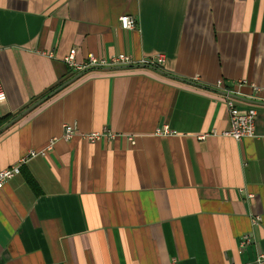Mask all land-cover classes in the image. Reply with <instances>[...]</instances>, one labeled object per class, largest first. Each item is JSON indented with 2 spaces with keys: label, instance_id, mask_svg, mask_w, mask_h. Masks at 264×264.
I'll return each mask as SVG.
<instances>
[{
  "label": "crops",
  "instance_id": "0c3cea01",
  "mask_svg": "<svg viewBox=\"0 0 264 264\" xmlns=\"http://www.w3.org/2000/svg\"><path fill=\"white\" fill-rule=\"evenodd\" d=\"M0 74V264H264V0H0Z\"/></svg>",
  "mask_w": 264,
  "mask_h": 264
},
{
  "label": "built area",
  "instance_id": "2783aa9c",
  "mask_svg": "<svg viewBox=\"0 0 264 264\" xmlns=\"http://www.w3.org/2000/svg\"><path fill=\"white\" fill-rule=\"evenodd\" d=\"M121 28L124 30H134L137 26L136 21L130 16H123L119 19ZM76 51L73 50L64 59V63L72 70L77 72L86 71L95 68H108V67H118V66H130L135 64L130 57L124 55H118L111 59L110 61L98 59L94 56H90L88 61L84 64H79L76 60ZM165 62L164 55H157L154 58L142 61L141 64L147 65L149 67H154L160 69ZM219 85H222L219 83ZM231 92L226 93V104L229 113L230 129L223 134L224 137L232 138L236 141H241L246 138L255 137L256 128V118L257 112L254 109L249 110L247 113H241L231 97ZM5 97V90L1 80L0 74V101ZM77 132L75 126L64 125V139L70 140ZM91 143H95L101 138V134H91L84 136ZM31 156H35L36 153L32 152ZM26 159H22L16 165L9 169L0 172V191L5 186V184L12 180L15 176L21 173V167L25 164Z\"/></svg>",
  "mask_w": 264,
  "mask_h": 264
},
{
  "label": "water",
  "instance_id": "95a60500",
  "mask_svg": "<svg viewBox=\"0 0 264 264\" xmlns=\"http://www.w3.org/2000/svg\"><path fill=\"white\" fill-rule=\"evenodd\" d=\"M68 84H70V83L65 84L64 87L67 86ZM40 103H41V101L38 102V103H36L35 105H33V106H32L31 108H29L26 112H28L29 110L35 108V107H36L37 105H39Z\"/></svg>",
  "mask_w": 264,
  "mask_h": 264
},
{
  "label": "trees",
  "instance_id": "16d2710c",
  "mask_svg": "<svg viewBox=\"0 0 264 264\" xmlns=\"http://www.w3.org/2000/svg\"><path fill=\"white\" fill-rule=\"evenodd\" d=\"M8 118H9V117H6V118H4V119H0V123H1V124L5 123V122L7 121Z\"/></svg>",
  "mask_w": 264,
  "mask_h": 264
}]
</instances>
